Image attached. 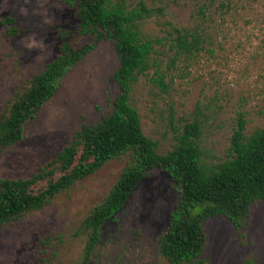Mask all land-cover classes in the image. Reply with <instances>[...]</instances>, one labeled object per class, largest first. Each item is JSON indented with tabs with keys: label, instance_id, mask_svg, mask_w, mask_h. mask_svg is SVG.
<instances>
[{
	"label": "rangeland",
	"instance_id": "rangeland-1",
	"mask_svg": "<svg viewBox=\"0 0 264 264\" xmlns=\"http://www.w3.org/2000/svg\"><path fill=\"white\" fill-rule=\"evenodd\" d=\"M125 1L129 8L143 1L152 9L142 29L160 40L153 65L139 75L131 99L145 134L158 142L160 152L172 148L186 123L198 121L204 159L218 163L231 155L232 137L242 119L247 135L264 128V0ZM6 16L15 18V35L4 22ZM197 24L204 48L171 64L174 28L193 29ZM76 25L67 0H0V117L16 92L56 56ZM28 38L37 47H26ZM119 64L108 41L99 42L76 63L53 97L25 124L24 138L0 151V177L31 176L82 125L107 115L120 92L113 78ZM158 72L165 74V85ZM126 161L113 159L41 210L0 226V264H86V236L80 224L105 198ZM176 198L170 176L152 172L107 223L87 264H168L159 238L169 225ZM205 228L203 257L212 264H243L247 258L264 264V200L251 206L250 219L240 229L224 217L208 218Z\"/></svg>",
	"mask_w": 264,
	"mask_h": 264
},
{
	"label": "trees",
	"instance_id": "trees-1",
	"mask_svg": "<svg viewBox=\"0 0 264 264\" xmlns=\"http://www.w3.org/2000/svg\"><path fill=\"white\" fill-rule=\"evenodd\" d=\"M67 2L77 19L74 33L61 41L56 56L10 100L0 117V151L24 138L25 124L53 97L67 72L101 41L111 42L118 55L120 64L113 78L120 92L107 115L97 123L82 125L31 176L0 177V226L41 210L76 181L113 159L126 157L116 182L80 224V233L86 236L84 263L92 257L107 223L125 208L142 180L154 171H164L175 184L177 198L169 225L159 238L161 255L168 264H212L203 257L207 219L224 217L240 229L250 219L251 206L264 200V128L247 135L242 119L232 137L231 155L218 163L208 164L204 159L198 121L186 123L172 148L160 152L158 142L145 134L141 114L131 101L134 84L153 65L152 55L160 41L142 29L152 9L143 1L132 8L125 0ZM200 12L205 14L204 9ZM14 21L12 16L4 19L12 35L17 32ZM200 28L199 24L193 29L174 28L171 64L204 48ZM160 74L165 85V74ZM243 264L256 262L247 258Z\"/></svg>",
	"mask_w": 264,
	"mask_h": 264
},
{
	"label": "clouds",
	"instance_id": "clouds-1",
	"mask_svg": "<svg viewBox=\"0 0 264 264\" xmlns=\"http://www.w3.org/2000/svg\"><path fill=\"white\" fill-rule=\"evenodd\" d=\"M28 39H29V43L26 45V47H28L29 49L37 47L36 41L34 39L32 38H28Z\"/></svg>",
	"mask_w": 264,
	"mask_h": 264
}]
</instances>
